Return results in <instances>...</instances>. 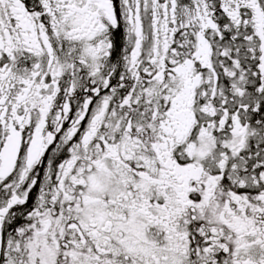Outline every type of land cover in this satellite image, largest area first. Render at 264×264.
I'll return each mask as SVG.
<instances>
[{
  "label": "snow or ice",
  "instance_id": "obj_1",
  "mask_svg": "<svg viewBox=\"0 0 264 264\" xmlns=\"http://www.w3.org/2000/svg\"><path fill=\"white\" fill-rule=\"evenodd\" d=\"M0 264H264V0H0Z\"/></svg>",
  "mask_w": 264,
  "mask_h": 264
}]
</instances>
